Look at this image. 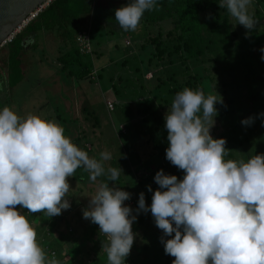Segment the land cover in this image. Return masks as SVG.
Segmentation results:
<instances>
[{
    "label": "clouds",
    "instance_id": "1",
    "mask_svg": "<svg viewBox=\"0 0 264 264\" xmlns=\"http://www.w3.org/2000/svg\"><path fill=\"white\" fill-rule=\"evenodd\" d=\"M253 0H219V8L249 32L256 21L249 13ZM159 0H128L114 10L123 31H135L146 11L159 10ZM247 35V33H246ZM264 62V46L259 49ZM223 103L214 94L184 87L175 93L163 116L167 147L164 158L183 176L157 170L147 207L138 194L137 213L149 212L164 236L165 254L171 264H264V154L244 161L226 160L223 138L213 139L209 130ZM264 126V112L258 114ZM253 118L242 119L250 125ZM89 157L64 135V129L36 115L21 118L9 107H0V264H59L46 259L36 233L15 206L28 213L57 216L69 204L66 177L78 169L95 182L104 177L89 196L83 218L99 227L107 238V264H124L133 243L131 224L136 217L123 201L130 194L116 187L122 170L105 167L112 157L101 151ZM147 187V186H146ZM54 256V254H53Z\"/></svg>",
    "mask_w": 264,
    "mask_h": 264
},
{
    "label": "rangeland",
    "instance_id": "2",
    "mask_svg": "<svg viewBox=\"0 0 264 264\" xmlns=\"http://www.w3.org/2000/svg\"><path fill=\"white\" fill-rule=\"evenodd\" d=\"M107 7V4L102 0L101 11L95 13L100 18V31L94 36L97 40L94 46L96 58H94L95 54L92 56L95 69L89 74L88 80L85 79L86 77L81 79L71 75L68 69L65 71L63 68L60 69L56 61L57 53L35 48L33 49V51L35 50L33 53L35 60L33 59V63L31 65L28 63L25 67L26 72L21 81L14 85V80L11 78L9 85L5 83L3 87L0 86L2 87L0 107H9L21 118L26 115H36L41 119L55 122L64 129V135L78 148L84 150L89 157L98 159V154L101 151H108L112 158L104 162L105 167H119L122 170V175L115 182L116 185L112 181H108V186L119 188L130 194V198L122 203L128 206L131 210L130 214L137 218V211L133 209V203L138 194L143 193L147 204L150 205L152 191L158 189V185L153 180L155 170L160 167L169 169L174 167L159 153V150L163 149L161 134L152 131L147 135L152 138L153 143L159 145V150L151 153V149H146V143L142 140L145 139L144 134H147L146 131L149 130L150 123L141 121V117L135 114L136 107L143 108L142 104L136 105V100H140L146 105L145 101L150 99L162 119L171 103V100L167 104L157 100L162 91L154 95V89L158 83L152 77L155 71L165 78L166 69L170 68L168 61L172 59L177 67L176 75L179 84L184 81L187 73L194 74L197 71L202 76L199 82L204 85V94H214L215 91L223 102L214 104L217 115L214 117V125L210 128L209 134L213 139L223 138L227 153H235L238 160L244 161L243 149L231 148L226 144V136L228 137V133H230L227 131L231 129L229 125L234 124V117L238 116L239 119L241 114L242 119L249 116L253 118L255 115L251 112L247 116V111H236L235 105L228 102L232 101V97L225 93L226 86H222L221 93L218 84L210 81L208 75L217 72L218 68L214 66L213 61L208 60L207 57L211 55L207 53L204 56V61L187 60V70H184V67L179 64L177 57H166L158 67L150 68V72L145 73L142 80H137L138 76L133 68L137 64L139 65L137 55L139 46L134 42L139 37H144L148 33L153 35L157 31V28H152L153 24H146V29H143L141 21L145 17L149 21L150 17L158 11H146L135 31H123L118 26L116 27L115 7L106 11L104 8ZM253 12V4H251L249 13L255 17ZM200 17L202 20L209 19L208 13L205 12ZM228 19L236 23L230 15ZM170 20L162 22L161 29L163 31L174 27V23ZM167 24H169V28H164ZM260 24L258 29L264 30V18ZM240 27L242 26L240 25ZM148 48L151 49L150 46ZM219 72L221 73V82L230 81L231 77L228 78L224 71V73L220 70ZM55 76L59 77L58 80L60 79L62 82L68 78L66 84L69 87L66 88L64 83L59 86L54 84ZM110 76L114 81L117 76L121 78V82L117 83L116 87L114 86L119 95L114 92L112 87L114 81L109 79ZM14 77L16 78L15 73ZM139 84L143 86V90H140ZM76 86L80 90L78 92L71 91L70 88ZM151 92L153 93L151 94ZM107 101L116 104L113 110L107 108ZM253 128L261 129L264 126ZM225 132H227L226 136L223 137ZM245 150L250 155V147H246ZM251 153L254 155L253 152ZM225 159L229 160L227 157ZM86 175L88 176L87 172L78 168L73 176L66 177L70 190L65 198L69 207L62 209L57 216L48 217L43 212L28 215L19 205H16L15 209L22 215L25 213L24 216L35 230L36 242L42 250L43 244L40 241L43 235L49 231L52 233V240L56 245L62 247L68 258L74 256L73 252L76 251L79 253L76 259L85 260L86 263L91 260V263L88 262L89 264H107L104 253V245L107 243L106 236L99 232L98 225L82 216V210L88 207L89 196L94 194L96 186L104 180V177H98L99 179L97 178L95 182H90L87 180L88 178L85 179ZM175 176L177 180H180L183 174L178 173ZM135 224L136 219L131 224V229ZM132 232L134 233L133 243L129 254L125 257L124 264H165L161 259L165 255L161 240L169 239L171 235L164 236L162 230L155 226L152 216L144 222L141 229L132 230ZM134 259H137L136 262L133 261Z\"/></svg>",
    "mask_w": 264,
    "mask_h": 264
},
{
    "label": "trees",
    "instance_id": "3",
    "mask_svg": "<svg viewBox=\"0 0 264 264\" xmlns=\"http://www.w3.org/2000/svg\"><path fill=\"white\" fill-rule=\"evenodd\" d=\"M93 1L94 0H53L38 15L37 19L42 24H47L48 22L52 23L54 20H58L61 17V11H65L70 13L69 15L71 18L69 22H73L80 14H88L91 12ZM110 1H124L128 3V0ZM159 2L160 7L158 12L154 16H151L149 21L145 17L143 22L145 25H152L164 21L167 22V20L171 19L170 22L172 21L174 23V27L166 31L158 27V30L153 35L148 33L143 37L141 48L137 51L139 65L137 64L133 68L135 74L138 76L136 77L138 78L137 80H142L143 75L150 72V68L153 69L158 67L166 57H177L179 64L184 67V70H187V60L196 59L204 61L205 54H210L211 56L207 57L208 60L213 61L214 66L218 68L217 72L208 75L210 81L218 84L221 93V88L226 86L225 93L232 97V101L230 100L228 102L233 106L235 105L234 109H236V111H247V116L251 112L255 115L253 116L252 124H250L253 125L252 127L240 123L242 114L239 119L238 116L234 117V124L229 125L231 129L227 131L230 132L228 133V137L226 136L227 132H225L224 135L222 134L223 137L226 136V144L231 148L243 149L242 156L244 160L247 159V156L249 158L253 155L251 152H253L254 155L264 154V128H253L255 126H261L260 120L262 117H259L258 114L264 112V62L259 58L261 55L259 49L264 46V30L258 29V26H261V20L264 18V0H253L252 2L253 14L255 16L253 18L256 24L254 30L251 32L240 27V25L235 22H231V19H228L229 14L226 9L219 8V0H159ZM204 12L208 13L209 19H201L200 16L202 13L204 14ZM61 18H64V16ZM29 24L23 29H28ZM149 46L151 47L150 50L148 48ZM5 48L8 53V85L11 78H13L15 85L21 79L19 70V54L22 50L21 32L14 37L12 42L5 45ZM95 51L96 50H93L92 53L85 54L75 45L68 51L62 52L58 60L62 64L63 71L68 69L71 75H75L81 79L86 77L85 79L88 80L90 78L89 74L95 69ZM93 54H95V57L92 59ZM168 63L170 68L166 69L167 75L165 78H162L160 73L158 75V71L152 74V77L158 81L154 89V95L162 91L161 95L157 98L160 103L163 102L167 104L172 100L175 93L182 90L184 87L194 90L199 89L204 93V85L199 82L202 76H200L197 71L194 74L187 73L184 81L179 84L176 75L177 67L174 65V61L170 59ZM219 70L222 72L224 71L228 78L231 77L229 82L220 81L221 73ZM14 73L16 78L14 77ZM109 79L112 82L114 81L112 76H110ZM115 81L112 87L115 90L114 92L118 94L115 87L117 83L121 82V78L117 76ZM139 88L143 90L141 84H139ZM152 93L153 92H151V94ZM136 101V105H143L142 109L136 107V116H140L141 121L150 123V127H148L149 130L146 131L147 134H144L146 140L144 139L142 141L146 143L145 146L147 150L151 149V153L155 152V150H159V145L153 143L152 138L147 135L152 131L156 134H161L163 138V149L159 150V153L164 158L165 148L167 147V132L163 127L164 121L161 115L158 114L157 108L150 102V99L145 101L146 105L140 100ZM115 105L116 104H112V108L109 110H113ZM121 129L124 132V128L122 127ZM246 147H250V155L246 152ZM225 157L233 161H242L237 159L235 153L228 152ZM157 170H162V172L167 175L183 174V170H179L175 166L170 169L160 167V169L158 168ZM157 170H155V172ZM87 178L88 176L86 175L85 179ZM137 200L138 197L133 203V209L136 210ZM144 203L147 207L148 204L145 198ZM24 210L25 213L28 215L30 214L26 209ZM150 217V211H141L137 213L136 224L131 231L141 229L144 222L150 219ZM51 234V232L47 231L40 241V243L43 244V251L47 259L51 260L55 258L59 261V264L91 263V260H88L89 263H86L85 260L76 259L79 255L76 251H71L75 255L68 258L67 255L64 254L62 247L56 245L54 240H52ZM161 259L162 263L171 264L174 257L165 254ZM136 260L134 259L133 261L136 262Z\"/></svg>",
    "mask_w": 264,
    "mask_h": 264
},
{
    "label": "crops",
    "instance_id": "4",
    "mask_svg": "<svg viewBox=\"0 0 264 264\" xmlns=\"http://www.w3.org/2000/svg\"><path fill=\"white\" fill-rule=\"evenodd\" d=\"M101 1L102 0H94L93 1V7L91 9V12L88 14H80L73 22H69L71 16L70 13H67L65 11H61V17L64 16V18H59L58 20H54L52 23L48 22L47 24H42L37 18L34 19L30 24L28 29H23L21 31V46L22 50L19 54L20 59V65L19 70L21 73V79L26 72L25 67H27L28 63L31 65L33 63V49H39L40 50H50L54 53H57V65L62 68V64L59 62L58 58L60 57V54L62 52L68 51L73 46H77V36H79L81 33H85L89 39V47L90 50L93 52L95 41L97 43V40L95 39V34L100 31V18L99 16H96V11H101ZM107 4V8H104L106 11L110 10L111 8H119L122 6V4H127V2L122 1H110V0H103ZM108 13V12H107ZM99 14V13H97ZM50 21V20H49ZM97 22V23H96ZM142 22L143 29H146L145 23ZM162 23H155L152 25L153 29L158 30L161 29ZM149 26V25H148ZM117 27V25H116ZM150 27V26H149ZM169 28V24H167L166 27ZM162 30V29H161ZM168 30V29H167ZM166 31V30H165ZM127 35V33H125ZM143 37H140L139 39L135 40V45L139 46L138 48H141V42ZM138 41V42H137ZM137 48V47H136ZM137 48V51L139 50ZM87 54V53H85ZM7 49L4 47H0V86H4V84L8 83V60H7ZM35 60V59H34ZM60 73L62 74V71L60 70ZM57 75V74H56ZM54 78L56 81L53 82L54 84H57L58 86L60 84L65 85L66 88L69 87L68 84H66L68 81H61L58 80L59 77L55 76ZM19 80V82L21 81ZM73 81V80H72ZM18 82V83H19ZM2 87H0V91H2ZM71 91L78 92L80 88L78 86L71 87ZM2 100V98H1Z\"/></svg>",
    "mask_w": 264,
    "mask_h": 264
},
{
    "label": "water",
    "instance_id": "5",
    "mask_svg": "<svg viewBox=\"0 0 264 264\" xmlns=\"http://www.w3.org/2000/svg\"><path fill=\"white\" fill-rule=\"evenodd\" d=\"M44 0H0V46L37 5Z\"/></svg>",
    "mask_w": 264,
    "mask_h": 264
},
{
    "label": "built area",
    "instance_id": "6",
    "mask_svg": "<svg viewBox=\"0 0 264 264\" xmlns=\"http://www.w3.org/2000/svg\"><path fill=\"white\" fill-rule=\"evenodd\" d=\"M53 0H44L41 4L37 5L31 12L27 14V16L24 18V20L13 29V31L2 41L1 46L3 47L14 39V37L22 31L24 27H26L31 21L36 19L38 15L52 2ZM77 46L79 47L80 51L82 53H90V47H89V39L85 33H81L79 36H77ZM107 108L111 109L112 104L107 101Z\"/></svg>",
    "mask_w": 264,
    "mask_h": 264
}]
</instances>
